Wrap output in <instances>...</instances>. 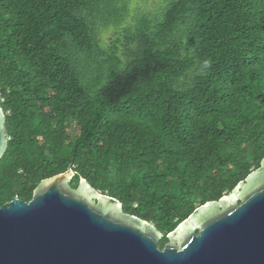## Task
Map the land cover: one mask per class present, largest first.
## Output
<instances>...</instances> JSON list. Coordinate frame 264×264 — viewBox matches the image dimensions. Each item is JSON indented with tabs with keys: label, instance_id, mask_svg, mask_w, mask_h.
Returning <instances> with one entry per match:
<instances>
[{
	"label": "trees",
	"instance_id": "1",
	"mask_svg": "<svg viewBox=\"0 0 264 264\" xmlns=\"http://www.w3.org/2000/svg\"><path fill=\"white\" fill-rule=\"evenodd\" d=\"M0 206L73 172L168 234L264 158V0H0Z\"/></svg>",
	"mask_w": 264,
	"mask_h": 264
},
{
	"label": "water",
	"instance_id": "2",
	"mask_svg": "<svg viewBox=\"0 0 264 264\" xmlns=\"http://www.w3.org/2000/svg\"><path fill=\"white\" fill-rule=\"evenodd\" d=\"M6 144L0 108V157ZM72 175L0 206V264H264V158L229 194L197 207L163 249L149 222L85 179L69 191Z\"/></svg>",
	"mask_w": 264,
	"mask_h": 264
},
{
	"label": "rangeland",
	"instance_id": "3",
	"mask_svg": "<svg viewBox=\"0 0 264 264\" xmlns=\"http://www.w3.org/2000/svg\"><path fill=\"white\" fill-rule=\"evenodd\" d=\"M71 174H73V172L71 171ZM46 184H49V180L48 181H46ZM180 232H182V231H179L178 233H180ZM177 233V234H178ZM159 238H160V235H159Z\"/></svg>",
	"mask_w": 264,
	"mask_h": 264
}]
</instances>
